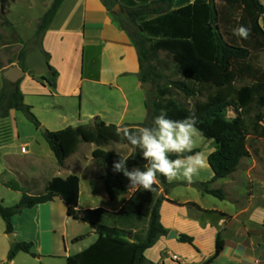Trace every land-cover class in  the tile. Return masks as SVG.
Here are the masks:
<instances>
[{
	"label": "crops",
	"instance_id": "1",
	"mask_svg": "<svg viewBox=\"0 0 264 264\" xmlns=\"http://www.w3.org/2000/svg\"><path fill=\"white\" fill-rule=\"evenodd\" d=\"M54 1L44 4L45 10L34 20L35 38L41 19ZM0 12L7 21L4 27L8 28L9 36L14 37V41L2 46V50L13 46L14 51L13 59L4 58L0 64V92L4 72L12 66L22 69L25 75L17 83L18 89L46 131L92 126L97 119L106 125L127 127L147 121L150 103L142 87L138 49L104 0H65L41 44L25 51L22 64V38L8 19L6 9ZM49 64L57 72L55 78L51 77ZM18 112L11 110L8 118H0V124L7 126L6 142L0 144V188L15 182L21 188L26 185L32 191L27 192L29 195H39L38 186L45 189L54 179L77 176L80 180L77 210L102 208L117 212L123 207L129 193L135 190L128 189L127 194L110 199L101 179L104 168L92 156L96 145L81 143L77 152L60 166L40 128L25 125ZM206 146L204 152L210 155L217 149L213 140ZM104 150L124 158L133 152L130 147L118 144ZM244 160L234 174L210 186L222 189L225 200L203 194L197 186L214 178L210 165L201 169L191 183L183 179L170 183L169 194L160 208V221L168 233L145 252L149 263L205 264L214 256L220 235L224 249L209 264H264V182H260L264 177L254 173L256 161L245 172ZM0 195L11 197L6 203L0 196V202L8 207L16 205L22 197ZM12 223L15 243L9 239L0 216V264H31L22 257L30 255L22 252L12 262L8 261L13 245L22 242L33 244V252L38 255L34 260L48 258L51 261L47 264H54L53 261L67 264L69 257L88 249L99 238L95 225L68 215V206L60 197L24 210ZM171 232L180 238H171ZM81 236L85 238L74 242ZM182 236L192 238V243L181 242Z\"/></svg>",
	"mask_w": 264,
	"mask_h": 264
},
{
	"label": "trees",
	"instance_id": "2",
	"mask_svg": "<svg viewBox=\"0 0 264 264\" xmlns=\"http://www.w3.org/2000/svg\"><path fill=\"white\" fill-rule=\"evenodd\" d=\"M64 1L55 0L41 19L37 32L40 43ZM119 1L124 4L131 30L117 18L138 49L143 83L149 82L152 77L150 69L144 67V63L149 61V55L165 52L172 58L182 77L172 82L171 88L190 100L196 99L205 89L212 88L215 91L206 102H196L194 109L180 106L172 99L154 103V111L147 104V121L135 127H152L154 118L161 110L166 111L168 117L174 120L194 114L202 136L213 140L217 146L208 158L214 178L197 186L203 194L225 200V192L210 188L211 184L234 174L242 160L250 156L249 136L264 139V67L260 63V55L264 53V0ZM155 2L173 4L174 8L166 12L154 8L151 13L155 16L149 17L146 10ZM240 25L251 29L246 40L233 34V29ZM147 39L153 41L149 49L146 46ZM25 57L26 52L23 51L21 64ZM48 66L51 77L55 78L57 72L50 64ZM239 84L243 85L238 87ZM170 92V89L159 91V97L163 100ZM228 108L239 113L235 119L226 118ZM11 110L22 112L37 129L41 127L32 108L25 104L18 85L5 80L0 92V118H8ZM251 113L252 120L248 123ZM116 127L97 119L92 126L68 127L58 132L46 131L44 134L60 166H64L66 160L77 152L81 143L96 145L92 156L104 168L105 174L101 179L112 200L128 193L125 187L127 178L113 172L112 168L113 163L122 156L113 151H105L104 148L114 144L130 147L133 152L127 160L128 168H142L148 163L142 159L140 149L116 135ZM4 142L6 139L0 144ZM169 155L171 159L176 158L175 154ZM158 180L159 184L154 185L151 192L141 188L129 193L128 200L117 212L102 208L77 210L80 198V180L77 176L54 179L39 195H29L17 183L9 182L5 186L20 192L22 197L16 205L10 207L0 202V216L6 224V233L12 235V220L15 216L60 197L68 206V215L74 220L95 225L99 236L88 249L69 257L67 264H146L149 262L145 252L157 239L168 233L160 221V208L172 184L159 174ZM143 221H148L146 238L141 241L134 234L129 239L134 228ZM84 238L78 237L74 242ZM192 241L188 236L181 237V242L191 244ZM223 249L224 242L219 235L216 252L205 264L214 261ZM20 252L38 258L33 252V244L22 242L13 245L8 261L12 262Z\"/></svg>",
	"mask_w": 264,
	"mask_h": 264
},
{
	"label": "rangeland",
	"instance_id": "3",
	"mask_svg": "<svg viewBox=\"0 0 264 264\" xmlns=\"http://www.w3.org/2000/svg\"><path fill=\"white\" fill-rule=\"evenodd\" d=\"M52 0H0V10L6 9L7 11V17L8 19L12 20V23L15 27L17 35H19L22 38V44H23V51H26L30 49L31 47H34L36 45L41 44L38 40V37L36 35L35 38V30L36 26L34 25V20L36 18H39L42 14V12L45 10L44 4L51 3ZM104 2L109 6L111 11L117 15L119 20L123 22L127 27V16L124 4L120 2L119 0H104ZM118 6V8H116ZM160 9V12H166L168 10H172L174 8L173 4H161L159 2H155L151 4V6L146 10L147 15L149 17H153L152 9ZM115 9V12L113 11ZM5 19L0 12V64H3L4 58H12L13 53V46L10 48H6L5 50H2V46L5 42L14 41L13 36H9L8 34V28L6 29L4 27ZM262 25L264 26V19L262 20ZM6 33V34H5ZM153 44V41L147 39L146 46L149 49L150 46ZM17 52V47L15 48ZM260 63L264 67V53H261L260 55ZM145 69H150L151 71V80L149 81L152 85L151 91L148 92V98L149 103L151 105V111H154V103L157 102H164L165 100L172 99L174 100L178 105L194 109L196 102H206L208 99V96L213 95L215 91L212 88L205 89L203 93L198 96L196 99L190 100L186 99L182 94H179L174 88H171V84L174 81L181 80L182 77L178 72V69L173 62L172 58L166 54L165 52H159L157 54H150L149 55V61H146L144 63ZM243 84H239V86H242ZM170 89V95L167 96L165 99H161L159 97V91ZM21 117L24 118L25 125L28 126H34L28 119L25 117V115L22 112H18ZM239 113L235 112L232 108H228L226 110V118L228 120H233L238 116ZM252 113L248 117L247 122L250 123L252 120ZM7 126L5 124H0V142L7 139ZM248 147H249V153L250 156L246 158L242 164V169L247 172L249 171L250 164H253L254 161L258 163V166L254 165V173L257 174L260 177H264V139H258L254 136L248 137ZM208 139L204 138H198L197 139V147L194 149H200L205 151L207 148ZM115 145V144H114ZM108 148H113V145L107 146ZM260 182L263 184V178H260ZM25 192H32L28 191L29 188L26 185L22 186ZM2 189L0 194L8 193L12 197H18L22 196L20 192H16L13 190H8L7 188H0ZM37 192L39 194H42L45 189H42V185L37 187ZM129 191H133L132 189H129ZM1 197L6 200L5 202H9L11 197H4V195H0ZM5 203V204H6ZM82 203L85 202L82 200ZM148 230V221L141 222L136 228H134L132 235H137L138 239L143 241L146 238ZM26 257L28 261H30L31 264H47L50 263L51 260L48 258H42V260H34V258H31L30 256H22ZM54 264H56V261H53ZM29 263V262H28ZM23 264H25L23 262Z\"/></svg>",
	"mask_w": 264,
	"mask_h": 264
},
{
	"label": "clouds",
	"instance_id": "4",
	"mask_svg": "<svg viewBox=\"0 0 264 264\" xmlns=\"http://www.w3.org/2000/svg\"><path fill=\"white\" fill-rule=\"evenodd\" d=\"M233 34L241 39H248L251 29L240 25L233 29ZM195 115L181 120L168 117L166 111L161 110L153 120L152 127L117 126L116 135L126 140L134 148L140 149L142 159L147 165L127 167L128 158L120 157L113 163V172L121 173L129 181V189L151 192L154 185L159 184L158 174L169 183L183 179L188 183L201 169L209 167L208 155L204 151H193L197 147V139L202 133L196 126ZM187 153V155H186ZM169 154H175L171 159Z\"/></svg>",
	"mask_w": 264,
	"mask_h": 264
},
{
	"label": "water",
	"instance_id": "5",
	"mask_svg": "<svg viewBox=\"0 0 264 264\" xmlns=\"http://www.w3.org/2000/svg\"><path fill=\"white\" fill-rule=\"evenodd\" d=\"M116 8H118V6H116ZM113 11L115 12V9ZM3 75H4V78L6 81L15 85L24 77L25 72L17 66H12V67L8 68L4 72ZM142 87H143L144 91L148 93L151 91L152 85L150 82H147V83H144ZM40 131L43 134L46 133V129L44 127H40ZM125 187H126V189H129V181L128 180L126 181ZM170 237L171 238H177V239L180 238L179 236L176 235L175 232H171ZM9 239L11 240V242L15 243V239H14L13 235H9ZM129 239H132V235L129 236Z\"/></svg>",
	"mask_w": 264,
	"mask_h": 264
},
{
	"label": "built area",
	"instance_id": "6",
	"mask_svg": "<svg viewBox=\"0 0 264 264\" xmlns=\"http://www.w3.org/2000/svg\"><path fill=\"white\" fill-rule=\"evenodd\" d=\"M174 259H177V257H174Z\"/></svg>",
	"mask_w": 264,
	"mask_h": 264
}]
</instances>
